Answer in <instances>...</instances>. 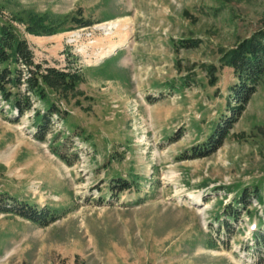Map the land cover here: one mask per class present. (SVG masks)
<instances>
[{"label":"rangeland","instance_id":"1","mask_svg":"<svg viewBox=\"0 0 264 264\" xmlns=\"http://www.w3.org/2000/svg\"><path fill=\"white\" fill-rule=\"evenodd\" d=\"M118 20L132 22L126 47L128 22L118 35L99 28ZM37 22L57 32L29 34ZM0 24L43 70L79 77L66 96L46 88L47 102L25 82L32 110L19 121L0 95V194L57 218L0 214V264H264L250 243L263 215L264 78L223 146L192 155L232 116L239 81L221 59L264 30V0H0ZM49 104L66 119L39 142L32 118ZM244 192L247 209L235 205Z\"/></svg>","mask_w":264,"mask_h":264},{"label":"trees","instance_id":"2","mask_svg":"<svg viewBox=\"0 0 264 264\" xmlns=\"http://www.w3.org/2000/svg\"><path fill=\"white\" fill-rule=\"evenodd\" d=\"M27 31L33 36L52 35L57 32L56 29L48 28L42 22H37L33 27L28 26ZM221 61L234 69L239 83L230 89L232 104V116L225 119L223 123L215 125L212 133L206 138L200 149H193V157H207L217 152L226 138L230 135L233 125L239 118L242 110L248 105L251 97L256 93L257 86L264 78V30L255 33L250 39L244 40L236 49L226 53ZM23 66L25 70L19 68ZM26 73V74H25ZM217 69L214 66L208 68L210 84L215 85ZM26 77V78H25ZM26 79L29 93H33L37 98L47 102L49 96L46 88L59 93L68 95L74 92L79 77L70 73L60 72L54 69L43 70L41 66L34 63V54L27 40L18 38L12 25L0 24V95L5 103H9L16 111L19 121L28 112L32 110V103L29 96L20 92L22 81ZM54 116L65 120L66 114L55 105L49 104L45 112L35 111L32 118L35 129V139L44 142L47 136L52 133V121ZM67 141H70L69 139ZM56 148L53 153L64 162L62 149L68 147V142L60 143V137L55 138ZM70 143V142H69ZM121 191L131 189V184L126 181H120ZM255 198L263 207V215L259 218L258 231L252 233L251 248L262 252L264 251V197L258 190L254 193ZM239 197V196H237ZM235 205L247 207L250 205V199L247 192L242 193L240 199L236 198ZM12 214L19 216L34 224L47 226L56 221V217L39 212L36 206L27 203H20L16 199L10 198L7 194H0V214ZM225 214L230 218L236 219L240 213L235 207H229ZM262 225V226H261Z\"/></svg>","mask_w":264,"mask_h":264},{"label":"bare ground","instance_id":"3","mask_svg":"<svg viewBox=\"0 0 264 264\" xmlns=\"http://www.w3.org/2000/svg\"><path fill=\"white\" fill-rule=\"evenodd\" d=\"M128 22V24H126L125 26H123V30L121 29V25L122 22ZM132 24L131 20H118L116 23H105L103 25H100L99 28H107L108 31H113L115 30L116 32L114 33L115 35L119 34V31L122 30L123 35L121 37V41L119 43L118 46H122V47H126L131 39V35L133 34V27H131L130 25ZM117 46H113L112 48V52L116 49ZM106 58V57H105ZM103 58V59H105Z\"/></svg>","mask_w":264,"mask_h":264},{"label":"built area","instance_id":"4","mask_svg":"<svg viewBox=\"0 0 264 264\" xmlns=\"http://www.w3.org/2000/svg\"><path fill=\"white\" fill-rule=\"evenodd\" d=\"M26 78V77H25ZM26 82V79H24L23 81H22V87H23V84Z\"/></svg>","mask_w":264,"mask_h":264}]
</instances>
